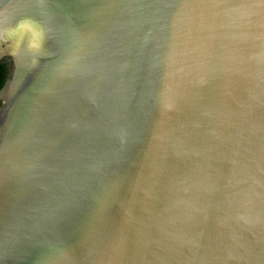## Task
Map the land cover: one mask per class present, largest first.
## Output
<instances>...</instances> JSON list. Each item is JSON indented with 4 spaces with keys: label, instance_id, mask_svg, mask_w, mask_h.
Listing matches in <instances>:
<instances>
[{
    "label": "water",
    "instance_id": "obj_1",
    "mask_svg": "<svg viewBox=\"0 0 264 264\" xmlns=\"http://www.w3.org/2000/svg\"><path fill=\"white\" fill-rule=\"evenodd\" d=\"M0 260L264 264V0H0Z\"/></svg>",
    "mask_w": 264,
    "mask_h": 264
},
{
    "label": "clouds",
    "instance_id": "obj_2",
    "mask_svg": "<svg viewBox=\"0 0 264 264\" xmlns=\"http://www.w3.org/2000/svg\"><path fill=\"white\" fill-rule=\"evenodd\" d=\"M2 245L5 249L6 255L3 260H0V264H7V261L13 259L11 255V249H13L15 246L14 241L10 239L7 233H5ZM66 260L67 254L64 252H60L58 255L47 257L45 261H42V264H64Z\"/></svg>",
    "mask_w": 264,
    "mask_h": 264
},
{
    "label": "trees",
    "instance_id": "obj_3",
    "mask_svg": "<svg viewBox=\"0 0 264 264\" xmlns=\"http://www.w3.org/2000/svg\"><path fill=\"white\" fill-rule=\"evenodd\" d=\"M7 77V66L6 63L3 62L0 64V88L3 86Z\"/></svg>",
    "mask_w": 264,
    "mask_h": 264
},
{
    "label": "flooded vegetation",
    "instance_id": "obj_4",
    "mask_svg": "<svg viewBox=\"0 0 264 264\" xmlns=\"http://www.w3.org/2000/svg\"><path fill=\"white\" fill-rule=\"evenodd\" d=\"M3 63V62H2ZM6 63V62H5ZM6 66H7V63H6ZM1 103V102H0Z\"/></svg>",
    "mask_w": 264,
    "mask_h": 264
}]
</instances>
